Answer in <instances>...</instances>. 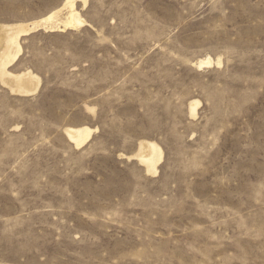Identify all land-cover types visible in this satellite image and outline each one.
Listing matches in <instances>:
<instances>
[{"label": "rangeland", "instance_id": "374dc122", "mask_svg": "<svg viewBox=\"0 0 264 264\" xmlns=\"http://www.w3.org/2000/svg\"><path fill=\"white\" fill-rule=\"evenodd\" d=\"M63 2L0 0V25ZM81 13L21 38L10 70L41 77L34 96L0 83V264H264V0ZM82 126L79 149L65 131ZM143 140L164 152L156 176L128 160Z\"/></svg>", "mask_w": 264, "mask_h": 264}, {"label": "bare ground", "instance_id": "6f19581e", "mask_svg": "<svg viewBox=\"0 0 264 264\" xmlns=\"http://www.w3.org/2000/svg\"><path fill=\"white\" fill-rule=\"evenodd\" d=\"M89 2L90 0H64L60 7L38 20L30 23L0 25V83L5 88H8L9 92L20 96H34L42 83L41 77L30 69L20 73H13L10 70L21 56V38L39 30L46 32H70L71 30L72 32V30L89 25L81 13V10H85ZM78 3L81 4V10L77 6ZM214 64L220 66L222 60L219 58L215 61L212 57H206L198 62L196 61V66L199 69L211 67ZM200 104L198 100L190 103L191 117L196 118L197 109ZM95 132H97V129L82 126L67 128L65 134L71 144L80 149L91 140ZM163 156L164 152L157 142L143 140L140 141L137 151L129 156L128 160L137 161L140 164L139 166L144 168L143 171L145 170V173L156 176L159 172V166L163 161Z\"/></svg>", "mask_w": 264, "mask_h": 264}]
</instances>
